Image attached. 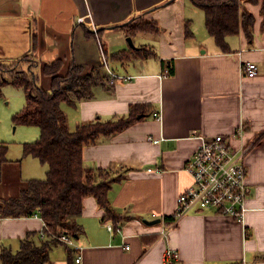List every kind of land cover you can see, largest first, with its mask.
<instances>
[{"label":"crops","instance_id":"0c3cea01","mask_svg":"<svg viewBox=\"0 0 264 264\" xmlns=\"http://www.w3.org/2000/svg\"><path fill=\"white\" fill-rule=\"evenodd\" d=\"M245 7L254 18L252 38L248 41L243 31L229 36V52L223 53L204 30V15L197 16L189 0H0L2 64L30 56L40 65L61 60L64 72L70 63L91 70L101 65V51L108 59L130 49L124 32L116 28L139 21L157 28L131 39L137 50L151 49L155 59L111 61L122 69L120 74L109 65L120 79L108 84L103 69L107 85L94 88L92 99L61 105L72 131L96 119L126 117L130 106H149L151 113L83 150L87 169L122 176L108 193L120 228L109 233L106 225L111 222L102 221L104 211L94 198H85L78 219L83 234L69 246L60 242L53 247L49 264H76L77 258L79 264H167V251L177 255L173 264H264V19L261 2ZM87 15L85 26L76 25ZM196 19L202 30L193 26ZM188 23L192 36L187 37ZM105 32L120 33L115 45ZM249 63L258 68L253 79L243 73ZM49 85L43 78L42 88ZM239 127L243 134L234 138ZM215 136L230 140L238 153L247 148L242 163L251 192L248 212L242 223L211 211L189 213L170 228L173 223L166 218H173L177 197L191 187L184 166L203 140ZM20 168L11 164L0 172V198L14 195L17 181L9 184L10 177L43 179H25ZM30 235L37 244L46 240L39 215L0 219V249L16 253Z\"/></svg>","mask_w":264,"mask_h":264},{"label":"trees","instance_id":"16d2710c","mask_svg":"<svg viewBox=\"0 0 264 264\" xmlns=\"http://www.w3.org/2000/svg\"><path fill=\"white\" fill-rule=\"evenodd\" d=\"M204 15L207 34L217 48L228 53L226 38L243 31L248 41L252 38L254 18L245 7L257 6L261 2V16L264 19V0H189ZM187 24L186 36H192ZM264 28V20H263ZM133 39L139 33H155L153 22L139 21L129 27L116 28ZM92 34V33H91ZM100 35V34H99ZM156 54L147 47L128 49L110 56L114 63H129L137 60L155 59ZM103 66L86 70L70 63L64 72V63L57 60L40 65L30 56L9 64L0 63V98L5 86L22 89L25 97L24 108L12 118L14 126L36 127L40 131L34 143L22 145V159L31 157L46 167L43 180H17L13 196L0 198V219L30 218L39 215L44 223L46 240L35 243L29 236L12 253L0 249V264H49L50 251L61 245L58 238L66 236L75 239L83 234L78 224L83 208V200L94 198L99 209L104 211L102 221L111 222L113 231L121 225L120 216L110 207L108 193L112 178L105 170L87 169L82 154L86 147L95 146L100 139L117 136L135 123L140 115L150 114L149 106H130L126 117L109 121L96 119L82 123L73 131L68 127V119L62 104L75 106L76 102L88 101L93 97V89L107 85ZM49 79V89L40 86L39 76ZM169 75L172 73L169 72ZM8 146L0 143V172L11 164L19 169L21 161L11 162L7 158ZM14 192V193H15ZM173 223V218H166Z\"/></svg>","mask_w":264,"mask_h":264},{"label":"built area","instance_id":"2783aa9c","mask_svg":"<svg viewBox=\"0 0 264 264\" xmlns=\"http://www.w3.org/2000/svg\"><path fill=\"white\" fill-rule=\"evenodd\" d=\"M90 17L84 16L76 20V25L85 26ZM94 37H98L96 28L89 29ZM101 65L108 74V84L113 85L116 76L110 69L104 53L101 51ZM243 73L248 79L257 77L258 68L254 64H246ZM165 77V76H163ZM130 81L131 78H126ZM155 117L158 119L159 115ZM242 129L239 127L234 138L241 137ZM152 144H158V140L148 139ZM247 153V148L236 152L230 140L224 136H215L202 141L201 145L186 162L184 172L191 179V187L182 192L176 199V210L173 216L174 222L170 226L173 228L177 220L189 213L211 211L219 216L232 219L242 223L245 214L248 212L246 206L250 197V188L247 184V170L242 163L243 156ZM109 233L113 232L112 226L106 225ZM161 236L166 238L167 233L161 232ZM59 242L71 245V239L66 236L58 238ZM129 248H126L128 250ZM177 255L172 251H167L165 260L167 264H173ZM79 264L80 258L75 260Z\"/></svg>","mask_w":264,"mask_h":264},{"label":"rangeland","instance_id":"374dc122","mask_svg":"<svg viewBox=\"0 0 264 264\" xmlns=\"http://www.w3.org/2000/svg\"><path fill=\"white\" fill-rule=\"evenodd\" d=\"M195 12L197 16L203 15L202 11L198 9H195ZM192 24L193 26H196V28L198 29L200 28V30H202V27H204L203 23H201L200 26L198 25L199 23L197 19L194 20ZM105 33L108 34V42L111 43V45L113 44L115 45V43H117V35H120V33H115V32H105ZM105 37L107 39L106 35ZM107 60L111 68H115V70L120 74L123 72L120 67L114 66V64L110 61L109 55ZM39 80H40V86L42 87L43 78L39 76ZM24 105H25V97L22 89H17L13 86H5L2 89V94L0 98V143L7 144L8 146L7 158L9 161L14 163L21 161L22 159V145L34 143L35 141H37L40 135V131L36 127H26V126L16 127L13 125L12 123L13 116L16 113L20 112L24 108ZM20 170L22 177L25 179L33 178V177L44 179L46 175L45 167H43L38 160L33 159L31 157H26L22 159ZM17 180L18 178L14 180L12 177H10L8 182L9 184L12 183L14 184V182H16ZM15 184L17 188L18 185L17 183ZM16 193L17 192H15L14 195ZM6 194L7 195L9 194L8 190Z\"/></svg>","mask_w":264,"mask_h":264},{"label":"water","instance_id":"95a60500","mask_svg":"<svg viewBox=\"0 0 264 264\" xmlns=\"http://www.w3.org/2000/svg\"><path fill=\"white\" fill-rule=\"evenodd\" d=\"M126 42H127V45H128V47H129L130 49H133V50L136 49L135 46H134L133 43H132L131 38H127V39H126ZM143 117H145V115H140V116H138L137 119H141V118H143ZM157 223H158L157 221H155V222H144V224L147 225V226H153V225H156Z\"/></svg>","mask_w":264,"mask_h":264}]
</instances>
